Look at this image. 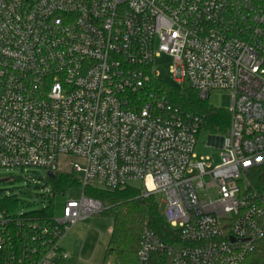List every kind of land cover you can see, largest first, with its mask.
<instances>
[{"label":"built area","instance_id":"obj_1","mask_svg":"<svg viewBox=\"0 0 264 264\" xmlns=\"http://www.w3.org/2000/svg\"><path fill=\"white\" fill-rule=\"evenodd\" d=\"M162 55L200 101L230 92L217 163L196 154L200 119L154 84ZM61 156L79 160L68 173L82 175L81 196L61 220L2 215L0 264L68 259L63 235L106 210L88 186L162 195L180 242L146 229L137 264L157 252L243 264L264 240V196L247 179L264 164V0H0V169L54 175Z\"/></svg>","mask_w":264,"mask_h":264},{"label":"trees","instance_id":"obj_2","mask_svg":"<svg viewBox=\"0 0 264 264\" xmlns=\"http://www.w3.org/2000/svg\"><path fill=\"white\" fill-rule=\"evenodd\" d=\"M159 92L167 101L178 110L179 113L198 117L201 133L208 134L211 138L222 139L228 135L231 115L229 111L215 109L208 101H200L196 92L191 87H186L184 92H179L172 87L154 80ZM247 179L252 188L261 196H264V164L252 168L247 172ZM51 192L48 199L50 206L45 209L24 213L23 217L30 219L48 220L53 217L52 201L56 195L68 194L76 188L82 187V178L73 173L56 171L49 178ZM85 195L90 199L100 202L106 210L102 215L112 218L113 228L108 244L107 254L115 257L117 264H137L138 251L145 237V230L149 229L154 235L168 246H174L180 242V231L172 228L164 219L156 197L143 198L141 191L136 187L126 186L115 190L88 186ZM2 215L5 218H17L15 209L18 201L14 198L0 200ZM26 222L23 236H27L25 230L29 227ZM13 242L20 244L22 237L16 238L17 228L14 224L10 227ZM147 264H173V257L168 252L152 253ZM243 264H264V240L259 241L256 249L249 255Z\"/></svg>","mask_w":264,"mask_h":264},{"label":"rangeland","instance_id":"obj_3","mask_svg":"<svg viewBox=\"0 0 264 264\" xmlns=\"http://www.w3.org/2000/svg\"><path fill=\"white\" fill-rule=\"evenodd\" d=\"M172 59L162 55L155 59L153 70L157 79L172 87L173 89L184 92L187 83H178L170 72ZM209 105L215 109L229 111L231 107V94L229 91L216 90L211 93L208 101ZM222 139L216 140L215 146L220 145ZM212 138L201 133L198 136L196 154L198 158L211 156L216 160L220 159L219 151L211 144ZM79 162L76 157H59L58 168L65 172H72L74 163ZM49 174L43 169H31L22 171L20 169L3 170L0 169V200L14 198L18 201V207L15 214L29 213L34 210L45 209L50 206L47 198L51 192L49 186ZM82 177L81 174H75ZM30 177L26 179V177ZM82 189L76 188L68 194L56 195L53 198V215L56 220L63 218L64 206L69 199H77L81 196ZM156 200L159 203L160 211L163 215L165 204L162 202V195H157ZM2 208L0 207V217ZM113 220L106 215H95L89 219L80 221L71 227L61 238L60 248L69 255L62 264H117L114 256L107 254L108 244L112 234Z\"/></svg>","mask_w":264,"mask_h":264},{"label":"crops","instance_id":"obj_4","mask_svg":"<svg viewBox=\"0 0 264 264\" xmlns=\"http://www.w3.org/2000/svg\"><path fill=\"white\" fill-rule=\"evenodd\" d=\"M217 140H219V139H217ZM215 142H216V139L212 138V141H211L212 146L219 151V147L221 145V142H220V145L218 147L215 146Z\"/></svg>","mask_w":264,"mask_h":264},{"label":"water","instance_id":"obj_5","mask_svg":"<svg viewBox=\"0 0 264 264\" xmlns=\"http://www.w3.org/2000/svg\"><path fill=\"white\" fill-rule=\"evenodd\" d=\"M51 178L53 177V175L52 174H50L49 175ZM6 181H8V180H3V181H0V183H2V182H6Z\"/></svg>","mask_w":264,"mask_h":264}]
</instances>
